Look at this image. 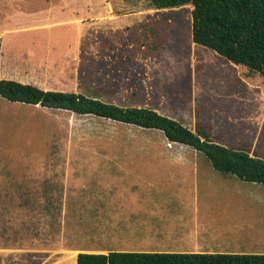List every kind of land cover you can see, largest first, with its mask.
I'll list each match as a JSON object with an SVG mask.
<instances>
[{"label":"rangeland","instance_id":"rangeland-1","mask_svg":"<svg viewBox=\"0 0 264 264\" xmlns=\"http://www.w3.org/2000/svg\"><path fill=\"white\" fill-rule=\"evenodd\" d=\"M148 2L0 0L4 61L46 77L40 90L150 109L264 159L262 79L192 43L191 6ZM180 151L198 174L209 172L202 155L157 131L0 98V264H75L79 253L147 248L94 212V186H108L104 172H138L143 163L170 171L188 159ZM209 169L214 182L237 181ZM253 233L229 251L264 255V220Z\"/></svg>","mask_w":264,"mask_h":264},{"label":"crops","instance_id":"crops-1","mask_svg":"<svg viewBox=\"0 0 264 264\" xmlns=\"http://www.w3.org/2000/svg\"><path fill=\"white\" fill-rule=\"evenodd\" d=\"M63 4L68 8V0H61L62 7ZM44 78L26 66L20 68L11 61H4L0 40V80L40 89ZM194 152L195 157H199L200 154ZM130 153L129 156L149 155ZM176 153L188 159L170 166L167 172L156 171L152 162L143 163L141 172H104L106 178L103 179H108L109 183L107 187L94 186L93 205L101 208L94 212L100 213L104 221H115L114 227L126 230L127 240L147 247L127 252L244 254L229 249L232 245L244 247L246 239L256 237L254 224L264 220V197L262 200L260 196L264 187L238 179L232 183L214 182L208 161L209 172L202 175L196 172L192 155L187 151ZM176 168L186 170L171 171ZM81 191L80 196L84 190Z\"/></svg>","mask_w":264,"mask_h":264},{"label":"trees","instance_id":"trees-1","mask_svg":"<svg viewBox=\"0 0 264 264\" xmlns=\"http://www.w3.org/2000/svg\"><path fill=\"white\" fill-rule=\"evenodd\" d=\"M191 6V41L235 66L259 75L264 83V0H149V9ZM0 98L24 105L107 120L124 127L157 131L169 144L202 155L211 168L239 181L264 187V160L215 143L205 128L192 132L182 123L146 108L118 107L83 94L43 91L0 80ZM75 264H264L263 254L79 253Z\"/></svg>","mask_w":264,"mask_h":264}]
</instances>
